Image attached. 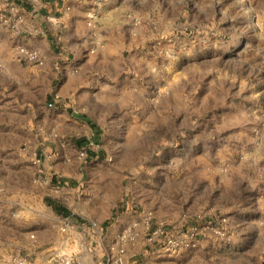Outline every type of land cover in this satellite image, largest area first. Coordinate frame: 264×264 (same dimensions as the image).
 Wrapping results in <instances>:
<instances>
[{
    "label": "crops",
    "instance_id": "1",
    "mask_svg": "<svg viewBox=\"0 0 264 264\" xmlns=\"http://www.w3.org/2000/svg\"><path fill=\"white\" fill-rule=\"evenodd\" d=\"M165 8L156 0H0V15L23 19L16 31L0 21V206L4 216L18 210L26 225L16 219L12 227L0 216V264H12L19 253L30 264L57 255H71L75 264H264V129L257 142L250 128L255 111L237 112L233 123L193 145L196 134L185 135L188 143L178 140L193 112L181 115L174 97L166 105L169 87L157 108L150 106V88L163 82L161 51H150L148 40L170 32L163 30ZM90 12L94 26L87 23ZM19 45L37 48L42 64L22 60ZM175 138L172 148L184 161L177 152L165 154ZM88 140L97 146L80 159ZM205 149L225 164L218 182L205 171L187 179L186 191L180 185L165 191L169 176L210 166ZM25 160L33 178L22 177ZM22 178L31 188L6 186ZM197 182L204 200L193 212L213 223L225 216L222 234L201 232L193 248L176 254L146 243L140 211L153 218L170 211L145 203V192L133 187H147L149 198L167 206L181 199L198 204ZM47 196L69 216L56 215ZM65 221L72 226L59 232ZM127 227L134 236L122 242L116 262L111 255Z\"/></svg>",
    "mask_w": 264,
    "mask_h": 264
},
{
    "label": "rangeland",
    "instance_id": "2",
    "mask_svg": "<svg viewBox=\"0 0 264 264\" xmlns=\"http://www.w3.org/2000/svg\"><path fill=\"white\" fill-rule=\"evenodd\" d=\"M160 5L165 6L164 12L170 14L169 25L163 27V30H169L166 33L161 32L158 38H149L148 47L152 51L158 47V63L161 60L162 66L159 72L162 76L161 86H152L150 88V106L155 109L161 103V97L165 89L167 95L164 101L171 105L170 99L174 97L175 103L179 104L181 115H189L192 122L186 121L181 127L182 132L178 140L185 139L187 133L196 134L198 138L193 145H200L201 139L207 135L214 136L216 130L223 129L226 125L234 122L237 112L249 110L255 111V123L250 125L252 137L260 141L264 125V117L260 115V109L264 110V0H156ZM164 89H163V88ZM188 106V109H184ZM190 107V108H189ZM193 108V109H192ZM188 117V116H187ZM257 129V132L254 131ZM171 131V130H170ZM183 135V136H182ZM216 138V137H215ZM214 139V138H213ZM175 138L169 147L165 148V154H179L181 161H184L183 154L180 155L179 147L174 146L177 143ZM207 142V141H204ZM217 142V140H213ZM178 145V144H176ZM205 157L210 158V166L205 170L182 169L183 173L177 177L169 176L168 183L165 184V191L180 185L185 191L191 184L187 179H191L195 173H205L218 182V177L225 172V164L220 165V160L213 157L214 151L205 149ZM25 173L22 177L33 174L31 167L25 160ZM27 168V169H26ZM29 171V172H28ZM187 176L181 178L184 173ZM36 179L43 178L36 176ZM26 178H22L19 183L6 185L8 188L15 189L31 188V184ZM190 183V182H189ZM217 188L219 187L216 184ZM3 185H0V192ZM199 187L198 204L189 203V199L178 201L170 200L168 206L161 201L149 198L147 187L138 185L134 191L138 193L145 192L147 196L145 203H158L159 210H166L168 215L153 218L154 221H163L165 225L176 232L192 223H201L205 218L203 211L194 213L198 205L204 200L201 196L204 194L202 182H197ZM217 189H213L212 198L216 199ZM204 196V195H203ZM1 203V202H0ZM139 207V206H138ZM197 207V208H196ZM195 208V209H194ZM0 206V216L2 215ZM20 212L9 209L8 215L1 216L5 224L15 226L18 219V227L26 226L20 224ZM199 215V216H198ZM14 218V219H13ZM164 219H168L167 221ZM1 220V219H0ZM169 221V222H168ZM22 222V221H21ZM69 223V222H68ZM70 224V223H69ZM59 229V228H58ZM59 232H62L59 229ZM66 232V231H65ZM33 238V234H28ZM13 256L12 264H22L21 260L25 259L29 264L30 260L26 255ZM69 255H57L54 259L46 264H60V260ZM71 257V264H75L74 258Z\"/></svg>",
    "mask_w": 264,
    "mask_h": 264
},
{
    "label": "built area",
    "instance_id": "3",
    "mask_svg": "<svg viewBox=\"0 0 264 264\" xmlns=\"http://www.w3.org/2000/svg\"><path fill=\"white\" fill-rule=\"evenodd\" d=\"M99 2H105L106 0H98ZM96 13L90 12L88 14V24L94 26V18ZM22 16L16 15L13 19L0 15V21L3 24L8 25L13 31L19 29V25L22 22ZM139 21H136L138 23ZM18 56L29 63L42 64V55L41 52L34 47H27L24 45H19L16 49ZM264 125V120L262 122ZM254 131L257 132V129L254 128ZM97 146L96 142L93 140L86 141V145L83 149L79 150L77 155L80 159H87L89 157L90 149H95ZM141 217L143 223L146 226L145 241L149 244L158 243L160 249L167 254H176L182 250L193 248L196 245L197 236L201 232H211L213 234L219 235L222 234L221 226L226 222L225 216H220L215 223L211 221L204 220L201 223H192L186 226L183 229L177 230L176 232L169 229L163 221L153 222V214L150 210H141ZM199 216V215H198ZM93 226L96 225L95 222L91 223ZM72 225L68 222H64L59 226L61 231H66ZM134 236V231L131 227L125 228L119 235L118 241L119 245L111 255L112 260L120 262L124 253V246L122 242L132 239ZM71 257H64L60 261V264H71ZM22 264H29L25 259L21 260ZM152 264V263H146Z\"/></svg>",
    "mask_w": 264,
    "mask_h": 264
},
{
    "label": "trees",
    "instance_id": "4",
    "mask_svg": "<svg viewBox=\"0 0 264 264\" xmlns=\"http://www.w3.org/2000/svg\"><path fill=\"white\" fill-rule=\"evenodd\" d=\"M89 155H91L90 152H89ZM44 202L53 209L56 215H59L61 217L69 216L70 214L69 210L61 201L53 197L47 196L44 198Z\"/></svg>",
    "mask_w": 264,
    "mask_h": 264
}]
</instances>
